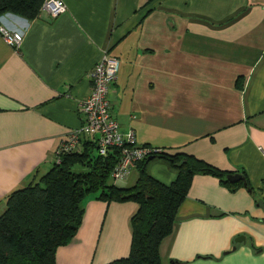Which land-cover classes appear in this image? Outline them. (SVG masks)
<instances>
[{
  "label": "crops",
  "instance_id": "obj_1",
  "mask_svg": "<svg viewBox=\"0 0 264 264\" xmlns=\"http://www.w3.org/2000/svg\"><path fill=\"white\" fill-rule=\"evenodd\" d=\"M65 10L0 37V214L4 198L46 173L58 144L81 125L88 73L107 53L118 62L109 111L135 143L185 154L220 171H243L250 193L194 175L158 246L162 264H264V0H61ZM145 172L167 185L174 170ZM137 170L117 188L131 187ZM132 202L86 197L82 220L55 264H106L127 256Z\"/></svg>",
  "mask_w": 264,
  "mask_h": 264
},
{
  "label": "trees",
  "instance_id": "obj_2",
  "mask_svg": "<svg viewBox=\"0 0 264 264\" xmlns=\"http://www.w3.org/2000/svg\"><path fill=\"white\" fill-rule=\"evenodd\" d=\"M154 0L140 8L146 13ZM43 0H0V16L11 14L30 21L38 16ZM166 162L175 172L164 185L145 172L146 159L135 166L137 178L128 188L109 184V174L118 151L96 152L94 141H84L78 152L62 154L43 175L11 191L4 198L0 214V264H55L57 248L66 246L82 220L86 197L105 203L132 202L135 213L129 219L130 242L127 256L106 264H162L158 246L171 233L176 210L184 200L194 175H208L229 192L239 187L251 190L243 171L241 182L229 183L228 172L185 154L150 156ZM150 160V161H151ZM251 192V191H250Z\"/></svg>",
  "mask_w": 264,
  "mask_h": 264
},
{
  "label": "built area",
  "instance_id": "obj_3",
  "mask_svg": "<svg viewBox=\"0 0 264 264\" xmlns=\"http://www.w3.org/2000/svg\"><path fill=\"white\" fill-rule=\"evenodd\" d=\"M64 10L65 7L61 0H43L39 12H43L53 19ZM0 37L7 45L16 48L23 38V33L8 30L0 25ZM117 68V60L104 52L90 69L88 73L89 93L77 105L81 125L65 136L55 149L53 157L58 162L62 154L78 152L81 142L90 140L95 142L96 152L99 156H105L108 149L114 148L118 151V159L109 178L114 183H121L130 171L135 169L138 162L160 154L161 150L136 144L133 131L131 129L125 132L121 131L112 118L107 93L115 81Z\"/></svg>",
  "mask_w": 264,
  "mask_h": 264
},
{
  "label": "water",
  "instance_id": "obj_4",
  "mask_svg": "<svg viewBox=\"0 0 264 264\" xmlns=\"http://www.w3.org/2000/svg\"><path fill=\"white\" fill-rule=\"evenodd\" d=\"M151 159L152 157H147L146 161H150ZM225 179L231 184L241 182L243 186L245 185L243 178L238 173L228 174ZM246 191L250 193V190L247 189Z\"/></svg>",
  "mask_w": 264,
  "mask_h": 264
},
{
  "label": "rangeland",
  "instance_id": "obj_5",
  "mask_svg": "<svg viewBox=\"0 0 264 264\" xmlns=\"http://www.w3.org/2000/svg\"><path fill=\"white\" fill-rule=\"evenodd\" d=\"M109 184H113V181L111 179L108 180Z\"/></svg>",
  "mask_w": 264,
  "mask_h": 264
}]
</instances>
